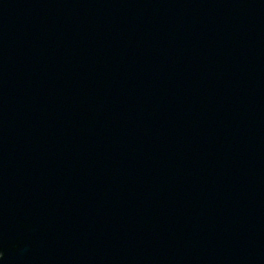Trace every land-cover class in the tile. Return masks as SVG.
<instances>
[{"label":"water","instance_id":"1","mask_svg":"<svg viewBox=\"0 0 264 264\" xmlns=\"http://www.w3.org/2000/svg\"><path fill=\"white\" fill-rule=\"evenodd\" d=\"M0 264H264V0H0Z\"/></svg>","mask_w":264,"mask_h":264}]
</instances>
